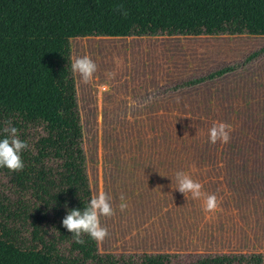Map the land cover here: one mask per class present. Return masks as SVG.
I'll list each match as a JSON object with an SVG mask.
<instances>
[{"label":"trees","instance_id":"obj_1","mask_svg":"<svg viewBox=\"0 0 264 264\" xmlns=\"http://www.w3.org/2000/svg\"><path fill=\"white\" fill-rule=\"evenodd\" d=\"M264 37V0H0V136L29 144L22 172L0 169V264H173L171 254H101L62 226L92 196L71 41L159 36ZM264 58V45L161 91L213 82ZM67 205V207H65ZM177 264H182L180 261ZM184 264H264V254L200 255Z\"/></svg>","mask_w":264,"mask_h":264},{"label":"rangeland","instance_id":"obj_2","mask_svg":"<svg viewBox=\"0 0 264 264\" xmlns=\"http://www.w3.org/2000/svg\"><path fill=\"white\" fill-rule=\"evenodd\" d=\"M125 40L87 37L70 44L72 61L87 55L98 66L88 84L74 73L91 194L104 191L116 209L113 217L101 218L109 235L97 243L98 252L143 254L125 251L119 209L123 186L113 169L117 155L167 151L225 154L206 156L214 159L203 160V167L194 174L234 177L238 183L235 198L242 203L239 217L245 221L250 215L252 219L247 230L209 233L212 239L203 237L202 248L186 251L264 254V58L213 82L161 93L178 82L241 61L264 45V37L198 36L176 49L172 46L177 44L167 40L148 47L129 45ZM108 73L114 76L109 78ZM159 79L165 82H154ZM102 84L105 88L99 89ZM215 121L232 126L229 143L209 142L208 130ZM8 187L7 178L0 175V200ZM203 219L213 221L214 216L204 214ZM171 255L179 256L173 264L200 256Z\"/></svg>","mask_w":264,"mask_h":264},{"label":"crops","instance_id":"obj_3","mask_svg":"<svg viewBox=\"0 0 264 264\" xmlns=\"http://www.w3.org/2000/svg\"><path fill=\"white\" fill-rule=\"evenodd\" d=\"M192 38L194 37H126L125 41L129 45L148 47V45L152 46L167 40L169 43L177 44L172 46L176 49L178 45L185 47L186 42H191ZM136 81L140 82L139 79ZM154 82L158 84V82H165V80L159 79ZM236 154L240 155L239 153ZM236 154L231 155L236 158ZM219 155L225 154L220 152L134 151L122 152L117 155V162L113 164V169L120 174L123 186L122 196L128 205L126 210L122 211L120 222L123 235L124 232L126 233L124 235L127 246L126 252L233 254V252L225 251H186L191 248H202L204 246L203 237L206 240L212 239L209 233L219 235V232H240L242 229L251 228L250 221L252 222V219L250 215L245 221L239 217L242 203L235 198L238 183L234 177L218 175L202 178L196 177L194 174L195 170H200L203 167V163H205L202 162L203 160L214 159V157L209 159L206 156ZM177 171L188 172L194 180L203 184L205 193L216 195L219 202L218 209L214 212H206L203 199L194 200L190 195L186 198L180 192L175 191V174ZM204 214L207 217L213 215L214 220L204 222Z\"/></svg>","mask_w":264,"mask_h":264},{"label":"clouds","instance_id":"obj_4","mask_svg":"<svg viewBox=\"0 0 264 264\" xmlns=\"http://www.w3.org/2000/svg\"><path fill=\"white\" fill-rule=\"evenodd\" d=\"M97 68V64L87 55L75 58L71 64L73 73L78 74L85 84L94 79ZM107 75L111 78L114 73ZM232 130L230 124L215 121L208 130V140L213 145L218 142L227 144L230 141ZM2 131L4 135L0 136V169L6 168L10 172H22L25 167L22 153L29 149V144L20 139L19 129L13 126L11 121H5ZM175 182L174 190L186 198L190 195L194 200L203 199L206 212H214L218 209L219 202L216 195L205 193L203 184L194 180L188 172L177 171ZM120 201V211L126 210L128 205L123 196L120 197ZM115 213L116 209L113 207L112 198L104 191H99L91 196L88 205L82 210L69 209L62 220V226L71 233L73 241L78 245L85 244V236L92 241L101 243L109 235L107 228L101 223V218H111Z\"/></svg>","mask_w":264,"mask_h":264},{"label":"built area","instance_id":"obj_5","mask_svg":"<svg viewBox=\"0 0 264 264\" xmlns=\"http://www.w3.org/2000/svg\"><path fill=\"white\" fill-rule=\"evenodd\" d=\"M100 88H101V89H103V88H104V86L102 85V86H100Z\"/></svg>","mask_w":264,"mask_h":264}]
</instances>
